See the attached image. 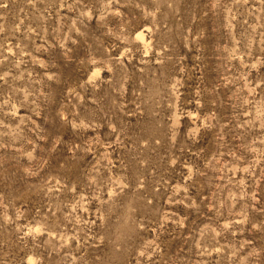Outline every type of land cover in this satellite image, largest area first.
Wrapping results in <instances>:
<instances>
[{
	"label": "rangeland",
	"instance_id": "rangeland-1",
	"mask_svg": "<svg viewBox=\"0 0 264 264\" xmlns=\"http://www.w3.org/2000/svg\"><path fill=\"white\" fill-rule=\"evenodd\" d=\"M0 264H264V0H0Z\"/></svg>",
	"mask_w": 264,
	"mask_h": 264
},
{
	"label": "bare ground",
	"instance_id": "bare-ground-1",
	"mask_svg": "<svg viewBox=\"0 0 264 264\" xmlns=\"http://www.w3.org/2000/svg\"><path fill=\"white\" fill-rule=\"evenodd\" d=\"M137 37L140 38L142 42H145L141 33H138Z\"/></svg>",
	"mask_w": 264,
	"mask_h": 264
}]
</instances>
